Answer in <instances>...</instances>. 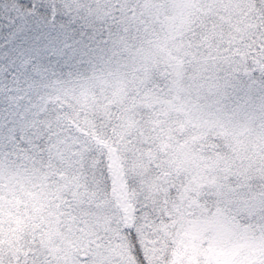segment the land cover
<instances>
[{"label":"snow or ice","instance_id":"1","mask_svg":"<svg viewBox=\"0 0 264 264\" xmlns=\"http://www.w3.org/2000/svg\"><path fill=\"white\" fill-rule=\"evenodd\" d=\"M0 264H264V0H0Z\"/></svg>","mask_w":264,"mask_h":264}]
</instances>
